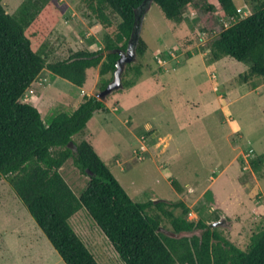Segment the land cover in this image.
I'll return each instance as SVG.
<instances>
[{
  "label": "rangeland",
  "instance_id": "obj_1",
  "mask_svg": "<svg viewBox=\"0 0 264 264\" xmlns=\"http://www.w3.org/2000/svg\"><path fill=\"white\" fill-rule=\"evenodd\" d=\"M23 1L2 0V6L13 14ZM52 1L61 15L47 40V63L66 60L76 51L104 49L105 37L120 22L110 15L112 26L105 29L79 0ZM235 4L240 18L253 11L251 3ZM231 24L216 0H194L180 24L167 20L152 2L140 25L147 51L130 63L142 66V76L134 87L107 95L103 103L110 114H94L72 140L88 139L134 202L183 201L190 208L189 220L197 221L202 210L209 225L244 250L252 234L264 227V175L251 168L264 153V84L254 90L239 84L237 76L248 65L230 57L209 63L212 42ZM111 78L109 73L100 76L99 67L91 68L85 84L77 87L45 68L21 101L48 123L73 113L75 96H96L102 82ZM44 88L45 99L37 102ZM59 173L80 197L88 177L72 158ZM259 174H264V164ZM171 181L180 185L181 193ZM207 191L212 203L205 198ZM215 214L218 220L213 222ZM69 222L98 264H124L83 208ZM0 264H64L8 178L0 181Z\"/></svg>",
  "mask_w": 264,
  "mask_h": 264
},
{
  "label": "trees",
  "instance_id": "obj_2",
  "mask_svg": "<svg viewBox=\"0 0 264 264\" xmlns=\"http://www.w3.org/2000/svg\"><path fill=\"white\" fill-rule=\"evenodd\" d=\"M102 28H110V15L120 19L112 36L105 37L104 49L73 52L68 59L46 62L48 37L61 12L52 0H24L13 14L5 12L0 0V181L9 185L43 232L64 264H98L93 254L70 225L83 208L112 245L124 264H264V227L252 234L242 250L228 241L197 211L199 219L189 220L190 208L183 201L134 202L88 140L72 137L81 132L96 112L105 111L103 101L85 96L71 113L59 114L48 123L39 111L23 103L25 92L43 69L82 87L88 69L99 67V75H113L115 62L124 52L136 16L144 17V0H79ZM253 4V11L240 18L235 0H216L232 24L223 28L212 42L209 63L224 57L248 65L237 82L254 90L264 84V0H241ZM194 0H153L164 17L176 24ZM208 11L213 7L208 6ZM146 43L139 37L135 54L142 58ZM142 76L140 64H126L122 88L134 87ZM112 79V78H111ZM105 80L102 91L111 81ZM72 142L75 149L68 148ZM88 177L86 189L76 197L59 173L66 160ZM264 153L251 163L258 176ZM171 185L181 193L176 181ZM209 203L212 192H205ZM179 211L176 215L175 212ZM209 217V216H208ZM212 216L211 221H217ZM174 234L171 238L160 227Z\"/></svg>",
  "mask_w": 264,
  "mask_h": 264
},
{
  "label": "water",
  "instance_id": "obj_3",
  "mask_svg": "<svg viewBox=\"0 0 264 264\" xmlns=\"http://www.w3.org/2000/svg\"><path fill=\"white\" fill-rule=\"evenodd\" d=\"M152 2H153V0H144L143 1L142 7H143L144 12H146L149 9L150 4ZM142 20H143V16L139 17V18L136 16L132 32H131L130 38L128 40V43H127L126 50L124 52L120 53L119 58L115 62V69L113 71L112 80L107 84V86L102 91H100L96 95V98L98 100L103 101L107 95H109L110 93H112L116 90H120L122 88L121 76H122L124 67L126 66V64H130V63L134 62V60L136 58L135 44L138 41V38L140 35V25H141ZM68 148H71L74 150L75 146L73 145L72 142H69ZM158 231L165 234L168 237L176 238V239L187 236V234H184V233L174 234L173 232L165 230L162 227H160L158 229Z\"/></svg>",
  "mask_w": 264,
  "mask_h": 264
},
{
  "label": "crops",
  "instance_id": "obj_4",
  "mask_svg": "<svg viewBox=\"0 0 264 264\" xmlns=\"http://www.w3.org/2000/svg\"><path fill=\"white\" fill-rule=\"evenodd\" d=\"M45 88L42 90V91H40V94H39V97L37 98V102L38 101H41L43 98H44V93H45ZM43 94V95H42ZM85 96H91V95H87V94H84L80 99L79 98H77L76 96L74 97L75 98V100H76V104L74 105V110L79 106V104L83 101V99H84V97ZM45 99V98H44ZM105 105V111H99V112H96L95 114H98V113H104L105 115H109L110 114V112H109V107L106 105V104H104ZM116 108V107H115ZM114 108V109H115ZM114 109L112 110V111H114ZM86 140H88V139H86ZM80 142V141H79Z\"/></svg>",
  "mask_w": 264,
  "mask_h": 264
},
{
  "label": "built area",
  "instance_id": "obj_5",
  "mask_svg": "<svg viewBox=\"0 0 264 264\" xmlns=\"http://www.w3.org/2000/svg\"><path fill=\"white\" fill-rule=\"evenodd\" d=\"M237 12L240 13V10L238 9Z\"/></svg>",
  "mask_w": 264,
  "mask_h": 264
}]
</instances>
